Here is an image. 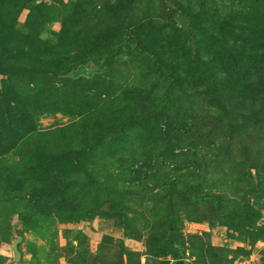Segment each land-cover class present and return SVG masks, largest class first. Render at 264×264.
<instances>
[{
	"label": "rangeland",
	"instance_id": "rangeland-1",
	"mask_svg": "<svg viewBox=\"0 0 264 264\" xmlns=\"http://www.w3.org/2000/svg\"><path fill=\"white\" fill-rule=\"evenodd\" d=\"M0 264H264V0H0Z\"/></svg>",
	"mask_w": 264,
	"mask_h": 264
}]
</instances>
